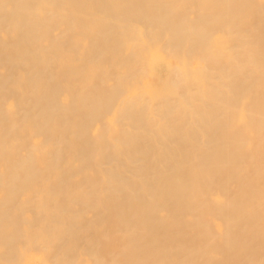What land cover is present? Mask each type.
Instances as JSON below:
<instances>
[{"label":"bare ground","instance_id":"bare-ground-1","mask_svg":"<svg viewBox=\"0 0 264 264\" xmlns=\"http://www.w3.org/2000/svg\"><path fill=\"white\" fill-rule=\"evenodd\" d=\"M0 264H264V0H0Z\"/></svg>","mask_w":264,"mask_h":264}]
</instances>
